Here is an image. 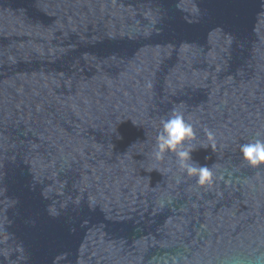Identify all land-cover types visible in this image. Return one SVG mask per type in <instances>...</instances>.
Returning a JSON list of instances; mask_svg holds the SVG:
<instances>
[{"label":"water","instance_id":"obj_1","mask_svg":"<svg viewBox=\"0 0 264 264\" xmlns=\"http://www.w3.org/2000/svg\"><path fill=\"white\" fill-rule=\"evenodd\" d=\"M256 139L264 0H0V264H264Z\"/></svg>","mask_w":264,"mask_h":264},{"label":"clouds","instance_id":"obj_2","mask_svg":"<svg viewBox=\"0 0 264 264\" xmlns=\"http://www.w3.org/2000/svg\"><path fill=\"white\" fill-rule=\"evenodd\" d=\"M162 128L157 136L155 157L161 159L166 152L174 153L180 169L196 178L200 186L211 185L213 172L208 166H200L191 161V152L195 145L191 143L195 133L193 125L186 121L183 114L174 110L173 114L161 121ZM211 135V134H210ZM243 160L250 167L264 165V140L256 139L254 142L240 146Z\"/></svg>","mask_w":264,"mask_h":264}]
</instances>
